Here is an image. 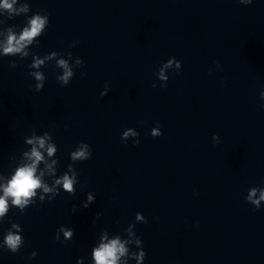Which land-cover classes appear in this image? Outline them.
I'll use <instances>...</instances> for the list:
<instances>
[{
    "label": "clouds",
    "instance_id": "obj_1",
    "mask_svg": "<svg viewBox=\"0 0 264 264\" xmlns=\"http://www.w3.org/2000/svg\"><path fill=\"white\" fill-rule=\"evenodd\" d=\"M241 2H251V0H241ZM15 3V0H13ZM13 3H9V0H3V3L0 4V7L8 9L10 11H14ZM26 9H21L24 11ZM45 25V20L42 19L39 15H36L30 21V27L25 28L22 34L17 38L14 34L9 32L7 45L4 47V53H18L21 52L22 49L32 42L33 38L38 36L41 33L42 28ZM78 43V41H77ZM42 63V61H37V66ZM60 66L65 68L64 76L61 79L65 84L68 83L69 77L72 75V72L68 70L67 64L64 60L59 61ZM179 67V65H177ZM36 78L38 80L42 79L39 73H36ZM83 75V74H82ZM161 79H164L163 73L161 72ZM157 85L153 84L152 87L155 88ZM40 85H37V88H40ZM166 87V85L161 86ZM103 96V93L101 94ZM262 98H264V93H261ZM125 137L129 135L128 132L124 133ZM162 133L156 130H153V136H161ZM28 143H36L39 145V148H43L45 141L43 139H38L35 142L33 140H29ZM139 144V142H137ZM48 155L51 156L55 149L49 145L48 146ZM28 155L29 160H31L30 164H27L23 167L17 169L15 175L8 182L6 186H3V196H0V217H3L5 213L8 211V198L12 199V204L19 206L21 211H23L24 206L29 204L30 199L36 195V190L43 187L44 192H50L51 189L46 185H43L41 179L36 175L37 164L43 160V156L41 152L37 149V147H33L31 154ZM88 153L86 150L81 149L72 153V158L74 160H84L87 159ZM51 167V166H49ZM42 175V174H41ZM57 184L62 183L63 188L67 190L69 193L73 191V183L74 179L69 177L68 175L63 176L62 180H57ZM256 194V190L253 189L249 194L248 199L259 208L260 201L264 200V191L261 192L259 199H254ZM91 199V197H89ZM73 212L76 211L75 208L72 209ZM16 227V225H13ZM64 231V229H61ZM71 231H64L65 237L72 236ZM56 240H59V237H55ZM5 243L8 248L13 252H16L21 245V237L19 235L13 234L9 232L6 236ZM139 244V241H137ZM127 252L125 248V244L120 241V239H113L108 243H102L99 248L94 251V259L96 264H118L121 256H124ZM146 253L141 252L138 261L142 260L145 257Z\"/></svg>",
    "mask_w": 264,
    "mask_h": 264
}]
</instances>
